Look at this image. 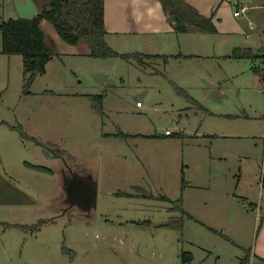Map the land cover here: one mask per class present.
I'll return each instance as SVG.
<instances>
[{
  "label": "rangeland",
  "instance_id": "1",
  "mask_svg": "<svg viewBox=\"0 0 264 264\" xmlns=\"http://www.w3.org/2000/svg\"><path fill=\"white\" fill-rule=\"evenodd\" d=\"M18 16L16 0H0V24ZM41 26L54 55L30 92L23 55L1 51L0 28V264H239L254 254L264 77L253 59L229 56L217 29L188 31L187 55L143 68ZM98 93L105 116L89 99ZM72 172L97 183L89 210L67 200ZM180 196L189 215L166 227L182 215L170 209Z\"/></svg>",
  "mask_w": 264,
  "mask_h": 264
},
{
  "label": "trees",
  "instance_id": "2",
  "mask_svg": "<svg viewBox=\"0 0 264 264\" xmlns=\"http://www.w3.org/2000/svg\"><path fill=\"white\" fill-rule=\"evenodd\" d=\"M39 8V13L32 19L12 17L0 24L2 31V49L7 54L23 55V70L26 80L27 92L38 74L46 72L47 63L53 58L54 50L47 42L46 34L41 26L43 20L50 21L61 35L70 44L86 41L90 47L91 56L121 57L127 61L136 62L143 68H153V61L162 58L168 62L170 54H150L140 51L119 52L107 41L108 33L105 26V0H34ZM165 12L171 16L178 15L181 18L176 23L179 31L214 32L217 27L212 17L201 14L187 5L185 0H161ZM237 58L256 59L261 56L251 47H235L229 55ZM260 73L258 67L254 68ZM264 73L262 74V79ZM89 99L94 110L101 116H105V93L89 94ZM207 112H210L207 110ZM64 152H62L63 154ZM69 159L72 161L71 156ZM44 168L43 166H37ZM139 187V185H137ZM119 194L132 195L128 191H119ZM164 199H168L162 195ZM170 209L179 211L182 215L173 216L164 223L166 227L182 228L184 215L188 214L184 207L183 197L171 201ZM189 215V214H188ZM177 223V224H176ZM187 254H190L187 252ZM192 257V255H191ZM239 264H251V252L247 251L241 257Z\"/></svg>",
  "mask_w": 264,
  "mask_h": 264
},
{
  "label": "crops",
  "instance_id": "3",
  "mask_svg": "<svg viewBox=\"0 0 264 264\" xmlns=\"http://www.w3.org/2000/svg\"><path fill=\"white\" fill-rule=\"evenodd\" d=\"M185 2L201 14L212 17L217 31L230 37L228 41L230 49L251 47L261 56L264 55V45L261 42V33L264 32V0H185ZM105 26L108 31L107 41L116 50L129 43L134 45L132 51L170 55H177L180 51L187 55L183 51L185 42L182 41L181 34L188 31L176 29L161 0H105ZM90 52L91 47L88 48V53ZM253 61L252 67L260 69V73L257 74L262 78L264 62L260 58ZM261 181L264 185V175L261 176ZM258 217H261L257 230L258 243L256 252L251 253V264L256 262L264 264V213L258 212Z\"/></svg>",
  "mask_w": 264,
  "mask_h": 264
},
{
  "label": "water",
  "instance_id": "4",
  "mask_svg": "<svg viewBox=\"0 0 264 264\" xmlns=\"http://www.w3.org/2000/svg\"><path fill=\"white\" fill-rule=\"evenodd\" d=\"M16 9L20 17L32 19L39 13L34 0H16ZM175 24L181 21L178 15L171 16ZM67 200L70 205H79L83 209H91L97 202L98 186L92 178L81 177L72 172L66 182Z\"/></svg>",
  "mask_w": 264,
  "mask_h": 264
},
{
  "label": "built area",
  "instance_id": "5",
  "mask_svg": "<svg viewBox=\"0 0 264 264\" xmlns=\"http://www.w3.org/2000/svg\"><path fill=\"white\" fill-rule=\"evenodd\" d=\"M137 105H138V106H141V105H142V102H141V101H138V102H137ZM167 133H171V131H170V130H167Z\"/></svg>",
  "mask_w": 264,
  "mask_h": 264
}]
</instances>
